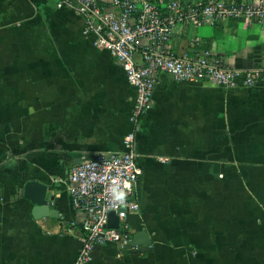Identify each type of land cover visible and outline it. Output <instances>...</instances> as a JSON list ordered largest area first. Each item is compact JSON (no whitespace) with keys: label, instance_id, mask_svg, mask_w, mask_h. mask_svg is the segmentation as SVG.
I'll list each match as a JSON object with an SVG mask.
<instances>
[{"label":"crops","instance_id":"1","mask_svg":"<svg viewBox=\"0 0 264 264\" xmlns=\"http://www.w3.org/2000/svg\"><path fill=\"white\" fill-rule=\"evenodd\" d=\"M170 48L264 65V18L182 23ZM156 77L134 129L135 89L79 14L55 0H0V264H73L85 214L71 203L68 170L123 151L132 130L141 173L127 221L150 250L108 242L90 264H264V83ZM28 181L47 186L48 205L24 195Z\"/></svg>","mask_w":264,"mask_h":264},{"label":"built area","instance_id":"2","mask_svg":"<svg viewBox=\"0 0 264 264\" xmlns=\"http://www.w3.org/2000/svg\"><path fill=\"white\" fill-rule=\"evenodd\" d=\"M68 6L84 21V32L94 44L107 50L122 66L135 89L129 120L138 125L151 107L158 71L178 81L206 82L224 87H254L264 83V65L235 68L210 50L176 54L170 41L176 26L216 25L229 18L261 20L264 0H55ZM139 55L137 60L136 55ZM134 130L124 137L125 149L97 153L74 163L68 170L66 188L72 205L84 212L81 246L73 264H90L96 245L108 242L125 247L132 238L127 221L139 208L134 186L141 173L133 147ZM115 212L117 227L107 226Z\"/></svg>","mask_w":264,"mask_h":264},{"label":"water","instance_id":"3","mask_svg":"<svg viewBox=\"0 0 264 264\" xmlns=\"http://www.w3.org/2000/svg\"><path fill=\"white\" fill-rule=\"evenodd\" d=\"M47 186L37 181H28L24 186V195L30 198L37 206H45L49 201L45 198ZM107 226L117 227L118 218L115 212L110 211L108 214ZM151 241L145 231H137L133 234L131 241L126 245L129 250L148 251Z\"/></svg>","mask_w":264,"mask_h":264},{"label":"trees","instance_id":"4","mask_svg":"<svg viewBox=\"0 0 264 264\" xmlns=\"http://www.w3.org/2000/svg\"><path fill=\"white\" fill-rule=\"evenodd\" d=\"M150 1H154V0H150Z\"/></svg>","mask_w":264,"mask_h":264}]
</instances>
